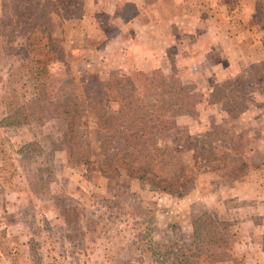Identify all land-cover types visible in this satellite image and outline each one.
Listing matches in <instances>:
<instances>
[{
    "label": "rangeland",
    "instance_id": "obj_1",
    "mask_svg": "<svg viewBox=\"0 0 264 264\" xmlns=\"http://www.w3.org/2000/svg\"><path fill=\"white\" fill-rule=\"evenodd\" d=\"M44 2V22L60 49L59 59L46 64L50 79L69 74L83 79L90 105L99 95L101 107L116 117L128 85L122 76L154 79L145 81L148 90L138 87L141 106L159 107L142 123L180 132L176 162L192 167L188 142L196 137L197 147L212 140L214 151L237 166L246 158L245 174L234 180L202 167L194 170L187 194L175 196L124 172L114 180L73 162L61 146L64 125L50 114L9 124L6 119L17 111L16 103L30 98L33 84L29 59L16 51L24 45L14 17L20 10L16 0H0L4 264H264V47H247L257 35L215 36L207 30L206 18L198 19L188 4L178 23L173 16L182 7L160 3L161 25L157 10L147 14L144 6L131 24L128 3L122 7L126 16L116 21L101 0ZM254 22L264 44V15ZM137 100L131 105H138ZM104 110H94L96 120L90 108L77 128L80 150L90 160L101 153L102 136L107 135L96 124ZM209 132L213 134L207 139ZM220 140L232 150L223 152ZM163 141L164 136L149 152L158 162L168 156Z\"/></svg>",
    "mask_w": 264,
    "mask_h": 264
},
{
    "label": "trees",
    "instance_id": "obj_2",
    "mask_svg": "<svg viewBox=\"0 0 264 264\" xmlns=\"http://www.w3.org/2000/svg\"><path fill=\"white\" fill-rule=\"evenodd\" d=\"M16 3L20 14L18 17L17 15L14 17L18 20L16 24L24 40V45L16 51L23 52L24 56L29 59L31 64L27 74L33 85L30 98L16 103L17 111L10 113L6 119L9 124L27 122L41 113L50 114L64 125L61 146L67 151L73 162L93 167L101 171V174L114 180L124 172L130 179L137 180L159 192L175 196L187 194L193 180L194 170L202 167L219 173L221 177L227 176L234 180L245 174L246 158H242L241 165L237 166L236 161L224 157L226 154H218L214 151L212 140L206 142L207 144L202 140L203 144L197 147V144H200L199 139L191 138L189 135L186 139L191 138L188 145L193 146L191 149L192 167H185L176 162L177 148L174 147V144L180 140V132L171 127H168L169 129L164 127L150 129L149 126H144L142 123L146 118L150 119L157 114L159 107L156 108L153 105L148 109L146 105L141 106L142 102L139 99L141 92L138 87L143 86L146 88L144 90H148L149 83L147 84L145 81L154 82V79L140 78L136 75L134 77L122 76L126 84L134 86V88H129L126 85L125 89L127 90L124 92L126 96L121 97V107L117 111V117L107 114L101 107L102 98L99 95L93 98V103L90 105L92 99L87 101L89 100L86 96L87 85L83 79L72 74H69L66 79H50L46 64L59 59L60 49L57 39L53 37L44 22L45 5L43 4L45 2L44 0H16ZM137 81L142 85L138 86ZM194 95H186L184 102L187 103ZM135 99L139 100H137L138 105L132 106ZM90 108L93 110L91 113L95 115L96 120L98 115L94 114V110L100 108L104 110L101 112V119L96 124L103 133H107L102 136L103 142L99 147L101 153L95 154V160H90L88 154L81 152L77 140V128L83 124L82 121ZM166 112L164 111L165 114ZM126 118H129L128 123L122 125L120 122L126 121ZM165 122L169 123V118H166ZM212 134L213 132H209L206 138L210 139ZM162 136H164L163 142L168 156L165 161L158 162L150 158L149 152L151 147L154 148L159 144ZM167 141H171L173 147L166 143ZM220 142L223 143L221 145L223 152L228 153L232 150L229 144L226 145L221 140ZM111 150V155H107L106 153ZM99 155H101V159H98ZM250 165L248 163L247 166L250 167ZM30 251H33L35 256L36 253L32 247H30Z\"/></svg>",
    "mask_w": 264,
    "mask_h": 264
},
{
    "label": "crops",
    "instance_id": "obj_3",
    "mask_svg": "<svg viewBox=\"0 0 264 264\" xmlns=\"http://www.w3.org/2000/svg\"><path fill=\"white\" fill-rule=\"evenodd\" d=\"M145 0H101V5H107V8L110 7L111 10V19H123L126 14L122 13V7H127V3L130 4L129 8L131 9L130 14V23L133 21L134 16L137 15L138 9L144 6L142 12L149 14V11H155L158 22L160 16L159 12V4H164L162 2H166L165 4H172L178 7H182V11L174 14V18L178 20L186 17L187 10L185 9V5L188 4L195 13L197 14L198 19L206 18V22L208 23V31L211 34L217 36H223V39H243L246 37L247 33H255L257 35V39L248 41L247 47L250 49H258V47H264L263 41L260 36L259 29L255 27L254 20L260 15H264V0H170V3H167L169 0H155L154 4H145L143 3ZM150 2L152 0H146ZM261 2V4H260ZM177 7V8H178ZM163 9V8H161ZM238 10L236 16L233 15L235 11ZM137 11V12H136ZM164 17L159 20V23L164 24ZM226 21V23H225ZM136 27L138 26V21L133 22ZM132 24V23H131ZM149 26L154 25L153 23L147 24ZM264 52V51H263ZM249 59H247L248 61ZM0 264H4V262L0 259Z\"/></svg>",
    "mask_w": 264,
    "mask_h": 264
}]
</instances>
